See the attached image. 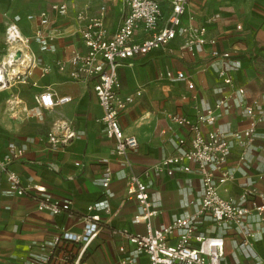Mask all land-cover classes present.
Here are the masks:
<instances>
[{
  "label": "crops",
  "instance_id": "0c3cea01",
  "mask_svg": "<svg viewBox=\"0 0 264 264\" xmlns=\"http://www.w3.org/2000/svg\"><path fill=\"white\" fill-rule=\"evenodd\" d=\"M20 1L16 3L19 7ZM63 1H57L67 6L62 15L51 11L50 5L45 9L42 5L35 6L48 11L51 25L57 31L52 48L42 50L32 39V48L28 52L23 50L28 61L16 51L20 59L12 68L19 79V92L18 95L12 92L9 101L17 104L16 109L20 104L22 110L14 109L10 115L0 111V156L11 144L22 147V154L8 169L19 175L23 187L40 185L53 199L69 202L70 208L59 213L38 209L34 196L19 195L9 189L6 175L0 169V264H39L43 257H49V264H74L75 260L85 264H117L124 256H131L132 264H148L146 254L137 252L124 235L115 232L118 228L144 231L143 223L131 221L139 208L137 201L128 196L126 176L134 172L148 183L150 199L158 209L152 218L155 226L163 227L178 217L194 214L202 196L200 176L194 170L179 168L167 174L154 164L189 145V130L171 124L170 114L194 119L219 100L223 103L215 109L212 125L226 132L247 125L246 117L240 113L242 101H256V109L262 114L250 147L231 143L224 163L231 178L221 186L220 192L240 204L263 205V209L261 215L251 211L241 227L232 223L218 225L208 213L202 214L195 222L194 233L222 237L224 264H263L264 0H190L186 6L183 21L192 14L198 23L207 24V36L215 39L218 50L229 51V59L212 56L210 45L194 53L181 50L184 39L177 36L164 49L119 64L120 94H133V101L121 112L119 122L124 132L138 141L127 156L129 164L116 154L114 140L107 137L99 120L101 110L93 90L95 79H73L68 67L63 70L58 67V61L67 60L73 52L85 51L77 12L93 15L99 5L105 4V21L112 33L127 13V6L124 0ZM161 4L167 15L169 1L161 0ZM28 13H22L20 23L31 36L36 22L26 18ZM145 36L139 30L134 38L138 41ZM35 60L38 62L34 65ZM221 67L232 76L231 84L220 78ZM4 70L6 78L10 72ZM168 70H182L193 88L187 87L186 79L166 77ZM4 83V90L13 91L10 77ZM238 88L244 89L242 97L237 93ZM44 89H50L55 99L69 97V100L36 114L35 96ZM137 90H140L138 95ZM66 127L74 132L69 142L51 144L48 133L61 136ZM106 167L110 168L111 180L103 189L100 180ZM247 188L255 192L240 198ZM103 198L108 200L111 212L101 213V227L84 248L81 242L63 239L53 247L48 245L61 233L81 232L86 206ZM255 227H260V232L245 244L242 231ZM179 232L171 233L168 242L174 243ZM190 243L198 245L194 237Z\"/></svg>",
  "mask_w": 264,
  "mask_h": 264
},
{
  "label": "built area",
  "instance_id": "2783aa9c",
  "mask_svg": "<svg viewBox=\"0 0 264 264\" xmlns=\"http://www.w3.org/2000/svg\"><path fill=\"white\" fill-rule=\"evenodd\" d=\"M170 11L167 15L163 11L161 0H124L127 13L121 19L115 31L109 32L105 21L106 5H99L93 15L84 11L76 14L79 22V32L85 46L84 52L75 51L65 61H58L59 69L68 67L73 79L94 78L93 90L98 101L101 113L99 120L103 123L108 138L114 140L115 152L123 157L129 164L127 156L136 148L138 141L132 134L122 129L119 116L133 101V94H120V82L117 67L120 63L138 55H144L152 50L164 49L177 36L183 37L181 50L194 53L205 45H210V53L214 57L229 59V51H220L215 46V39L207 36V24L198 23L192 14H186V6L190 0H168ZM66 4L55 2L50 10L57 14H65ZM26 18L35 21L36 26L31 38L39 44L40 49L52 48V41L56 37L52 27V19L48 11L28 13ZM141 30L146 34L141 40H135V34ZM25 37V38H24ZM7 45L17 42H28L19 24L12 20L7 23L4 33ZM34 61V65L37 64ZM48 70L47 66H44ZM166 77L186 79L187 87L193 88V83L187 79L182 70L166 71ZM219 76L225 84L232 83V76L224 67L219 70ZM237 93L242 97L244 89L238 88ZM135 94H140L137 90ZM69 97L55 99L50 89H44L35 96L37 105L36 114L44 109H51L56 104L68 101ZM223 100H219L214 107H207L194 119L179 114H170L171 124L185 126L191 134L189 145L181 152L166 156L159 160L154 167L158 170L172 174L175 168L183 171L194 170L201 178L202 196L200 207L189 217H178L163 227L153 224L152 218L158 213L154 207L148 183L134 172L126 176L128 196L137 201L139 211L134 214L131 221L134 224L143 223L144 231H133L127 228H118L115 232L124 235L133 244L135 250L147 256L148 264H224L223 239L218 236L195 235V222L205 213H208L215 224L232 223L241 227L246 216L251 211L261 215L263 205L252 204L247 206L236 202L232 197L221 195V186L231 178V173L224 163L234 142L244 148L252 145L257 126L262 122V114L256 109V101L248 103L242 101L240 113L246 117L247 125L244 128L226 132L212 125L216 119L215 109ZM207 127V128H206ZM74 136L70 128H65L61 136L50 131L48 140L51 144H67ZM181 143L183 142L180 140ZM23 152L22 147L11 144L8 151L0 156V169L4 171L9 189L16 194L29 193L37 199V208L59 213L70 208L69 202L53 199L45 192L44 187L34 185L31 188L23 187L19 175L8 169V166ZM76 165L78 163L76 162ZM111 180L109 167L105 168L100 183L106 189ZM252 189H245L240 198L254 193ZM111 207L107 199L103 198L86 206V213L81 217L82 230L79 233L64 232L48 242L52 247L63 240H73L82 243L84 248L98 233L101 227L102 214H109ZM175 230H179L174 243L168 242V237ZM260 232V227L245 229L243 242L245 244ZM198 242L191 245L192 238ZM131 256L121 257L117 264H132ZM39 264H49V257H43ZM74 264L79 263L75 260ZM264 264V262H263Z\"/></svg>",
  "mask_w": 264,
  "mask_h": 264
},
{
  "label": "rangeland",
  "instance_id": "374dc122",
  "mask_svg": "<svg viewBox=\"0 0 264 264\" xmlns=\"http://www.w3.org/2000/svg\"><path fill=\"white\" fill-rule=\"evenodd\" d=\"M57 1L61 2V0H21L20 1L21 7H19L16 5L17 0H0V65L3 63L4 58L9 53L10 49L12 51L21 52L22 58H25V61H28V59L25 57L23 53V50H25V52L26 51L28 52L29 48L32 46L31 45L32 38L31 36L27 35V32L29 33V31L25 27H23V25H21L20 23L22 16H23L22 13L26 14V12L27 13L28 12H34V13L39 12L40 10H43V9H40V8H39L40 10L36 9L35 7L36 5H39V6L42 5V7L45 9L47 5H51L52 3H55ZM12 20L16 21L21 27L24 36L28 38L27 43L17 42L13 46L12 45L9 46L5 44V41H4L5 28L7 26V23ZM19 59L20 58L18 57V59L15 61V64L12 67H16L18 65ZM12 67L6 66L5 68L8 73L10 72L8 74V77H6V79H9L10 77V82L12 83V86L10 89H13V91L9 92V91L4 90L6 88L5 83L0 82V86H1L0 87V111L2 113H6V115H10L14 111V109L16 112H20V110H22V108L20 107L21 106L20 104H18V109H16L17 104L15 105L14 103H12V101H9L10 96L13 94L12 92H14L15 94L19 92L17 89L18 88L17 83L19 79L17 78L15 74L11 75Z\"/></svg>",
  "mask_w": 264,
  "mask_h": 264
},
{
  "label": "bare ground",
  "instance_id": "6f19581e",
  "mask_svg": "<svg viewBox=\"0 0 264 264\" xmlns=\"http://www.w3.org/2000/svg\"><path fill=\"white\" fill-rule=\"evenodd\" d=\"M19 56L20 53L18 54L16 51L14 52L11 49L9 50V53L5 56L3 63L0 65V82L6 81L5 73H4L5 72L4 65H7L8 67H12L15 64V60H17ZM11 70H12V74L15 73V68H12Z\"/></svg>",
  "mask_w": 264,
  "mask_h": 264
}]
</instances>
